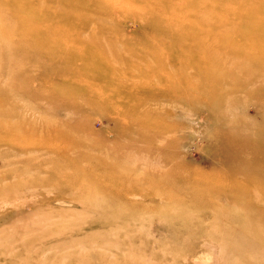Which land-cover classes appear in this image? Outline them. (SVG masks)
I'll use <instances>...</instances> for the list:
<instances>
[{
    "label": "rangeland",
    "instance_id": "obj_1",
    "mask_svg": "<svg viewBox=\"0 0 264 264\" xmlns=\"http://www.w3.org/2000/svg\"><path fill=\"white\" fill-rule=\"evenodd\" d=\"M242 1L0 0V264H264V23L210 25L264 19ZM114 162L165 184L110 202Z\"/></svg>",
    "mask_w": 264,
    "mask_h": 264
},
{
    "label": "bare ground",
    "instance_id": "obj_2",
    "mask_svg": "<svg viewBox=\"0 0 264 264\" xmlns=\"http://www.w3.org/2000/svg\"><path fill=\"white\" fill-rule=\"evenodd\" d=\"M6 1H14L16 4H20V3H24V1H30V6L32 7V10L34 9L33 8V5H32V0H6ZM34 1V0H33ZM248 1H259V0H244V1H242V3H240L238 6H237V8L241 11V12H243V10H242V8H243V6H244V4L245 3H248ZM231 4H236V3H227L226 4V6L227 5H231ZM209 10H212L211 8V5L209 4V7H207ZM34 11V10H33ZM212 11H214V10H212ZM263 12H264V9H263ZM244 13V12H243ZM5 14H8L7 16H5V17H11V21L12 20H14V18L11 16L12 14H10V13H5V12H3L2 13V15H5ZM104 15V14H103ZM241 16H240V18H237L236 17V20L234 21V20H229V19H221V20H213V21H211L210 22V25H214L215 27H219V28H225V26H231V25H234L235 27H237L238 25L241 27H243V26H245V28H247V29H251V28H254L255 26H258V25H260V23H264V19H259V20H247L246 19V15L244 14H240ZM94 16H99L98 15V13H96ZM94 16H91L92 18L94 17ZM262 17L264 16V15H261ZM101 17H104V16H101ZM106 17V16H105ZM148 17V16H147ZM92 18H90V20H92L93 22H94V20L95 19H92ZM149 22L152 24V25H156V20H154L153 18H150L149 19ZM97 24V23H96ZM99 24V23H98ZM158 24V23H157ZM238 26V27H239ZM239 27V28H240ZM241 27V28H242ZM0 30L4 33V29L0 26ZM6 32V31H5ZM229 40L227 41V42H219V43H217V44H219V47H224V46H226V47H230L232 50H234V49H238L239 47H241V45L240 44H238L233 38H228ZM6 41V40H5ZM5 41H3V36H1L0 35V48H2V47H4L5 46V44H6V42ZM245 44H246V41L244 42ZM244 44V45H245ZM7 47H9V49H12V45L11 44H9L8 42H7ZM218 47V46H217ZM17 48V47H16ZM15 48V49H16ZM3 49V48H2ZM14 49V48H13ZM18 49V48H17ZM16 49V50H17ZM16 50H15V52H16ZM231 50V51H232ZM11 51V50H10ZM26 51H27V49H26ZM235 51H236V53H237V50H234V51H232L231 52V54H234L235 53ZM3 52V51H2ZM11 52H13V51H11ZM15 52H13L12 53V55L15 53ZM234 52V53H233ZM16 54V53H15ZM17 54H18V51H17ZM17 54H16V56H17ZM225 54V53H224ZM18 55H20V53L18 54ZM226 55V54H225ZM2 56V58H3V55H1ZM0 56V57H1ZM15 56V55H14ZM21 56V55H20ZM17 57H19V56H17ZM26 57V56H25ZM0 71H2V70H0ZM31 83H32V80H29ZM264 94V93H263ZM263 97H264V95H263ZM1 113V112H0ZM86 118V121H87V117H85ZM117 118H118V116H117ZM132 118V117H131ZM130 123V122H129ZM48 124V123H47ZM159 124V123H158ZM156 125H157V123H156ZM135 129V130H134ZM148 129V131H149V128H148V126L147 125H138V126H135V127H133L132 125H129V129H127V130H125V131H123V130H118L117 131V135L118 136H121V137H125V135L126 134H129L131 131H136L137 132V134L139 135L138 137L139 138H131L130 140L133 142V143H135V144H137V143H143V144H145V146H137V145H134V146H129V150L131 151V152H134V153H137L138 155L139 154H143V155H146V154H150V152H156V151H162L163 149V147L162 148H159V147H157V146H155V141L157 140L156 138H157V134L156 133H154V132H152L151 134H146V133H143L145 130H147ZM163 132H164V130H163ZM164 134V133H163ZM160 135V134H159ZM161 137H162V135H160ZM128 137H130V135L128 136ZM136 141V142H135ZM117 142H120V141H117ZM116 142V143H117ZM146 142H148L147 144H149V143H153V144H151V145H146ZM39 143H41V145L40 146H37V148L38 149H40L41 147H44L45 145H47V144H45V142H39ZM38 143V144H39ZM127 144V143H126ZM122 145V144H121ZM124 146V145H123ZM128 146V145H127ZM117 147V146H116ZM115 151V150H114ZM129 151V152H130ZM125 152H127V151H125ZM131 152H130V154H131ZM160 155V154H159ZM134 156H135V154H134ZM132 157V156H131ZM141 157H142V155H141ZM153 157V156H152ZM155 158H156V156H155ZM161 158V157H160ZM165 159V158H164ZM163 161V160H162ZM166 161V160H165ZM122 162V161H121ZM156 162V161H155ZM107 163H108V160H106L105 158H101L100 159V166L102 165V164H104V167L105 166H107ZM125 163H127V162H125ZM161 163V162H160ZM144 164V163H143ZM114 165H115V167H116V172H115V174H113V175H110L109 177H105V176H103V178H104V181H106L108 184H109V187H110V192H109V195H108V192L106 191L105 192V197L110 201V202H113V203H116V202H114L115 200L117 201V203H123V204H128L127 202H129L128 200L129 199H132L131 197L132 196H142L143 197V201H142V203L143 202H145V196H146V194H147V192H151V191H153L155 188H163V185L165 184V183H163V179L162 178H160V175H158V176H156V175H152V174H145L144 176H138V177H136V178H134L133 180H125V181H127L126 183H124V182H122V179H124V178H122V175H124V176H126L124 173H123V171L122 170H125L124 168H126V169H129V170H132V168H131V166H129L130 164L129 163H127V164H124V163H116V162H114ZM145 166H146V164H145ZM103 168V167H102ZM106 168H104V172H106V171H108V169L107 170H105ZM147 169V168H146ZM156 172H157V170H156ZM238 172V171H237ZM152 173V172H151ZM239 173V172H238ZM248 173V172H247ZM246 173V174H247ZM254 174V173H253ZM229 176L228 177H230L229 178V180L230 181H228V182H226V184L227 185H229V184H231V183H234V182H236V181H238L237 180V178H235L234 176H235V174H234V172L232 171V172H229V174H228ZM123 176V177H124ZM155 176V177H154ZM220 176H222V175H219V177ZM71 177H73V176H71ZM186 177V176H185ZM246 177H250L251 179H250V182L252 181V183L255 185V183H256V179H255V176L254 175H251V174H247V176ZM94 178H96V177H94ZM122 178V179H121ZM110 179V180H109ZM196 180H199V179H196ZM194 181V179H193V181H190V182H188L187 181V183H190V184H185L184 186L186 187V188H192V190L191 191H195V190H198V189H202V191H206L207 193H212L213 194V192L212 191H214V193L216 194V196L219 198V196L223 193H225V191H226V189H225V187L224 186H221V187H217V188H215V189H212V187L210 188L209 187V185H205L204 183H202V182H200V181ZM217 180V179H216ZM96 181H97V179H96ZM182 182H184L183 180H182ZM240 183V182H239ZM181 187H183V186H180V189L182 190V188ZM186 191V190H185ZM190 191V190H189ZM102 193H104V192H102ZM211 194V195H212ZM215 194H214V196H215ZM219 194V195H218ZM216 197V198H217ZM206 199H208V197L206 198ZM212 199V201H213V195L211 196V198H210V200ZM194 200H195V198H194ZM194 200H191L190 199V202H191V208L194 210L195 209V207H196V205H197V202H194ZM205 200V199H204ZM203 199L201 200V201H204ZM207 202V201H206ZM204 203H205V201H204ZM258 207H259V205H258ZM104 208V207H103ZM136 208H139V209H145L146 208V206L145 205H139V204H137V203H134V204H132V206L131 207H129V208H126L125 210H123L124 211V215H126V214H128L129 212H130V216H132V217H135L136 215H137V213L139 212V210H136ZM105 209H106V207H105ZM112 214L114 213V211H110ZM259 213H261V211L259 212ZM122 215H123V213L120 211V209H118V210H116V217L117 218H120V217H122Z\"/></svg>",
    "mask_w": 264,
    "mask_h": 264
}]
</instances>
